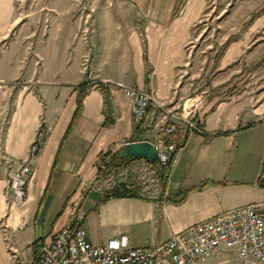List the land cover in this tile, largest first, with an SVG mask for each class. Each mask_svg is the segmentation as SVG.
I'll return each mask as SVG.
<instances>
[{
	"label": "crops",
	"instance_id": "0c3cea01",
	"mask_svg": "<svg viewBox=\"0 0 264 264\" xmlns=\"http://www.w3.org/2000/svg\"><path fill=\"white\" fill-rule=\"evenodd\" d=\"M16 3L0 0V264H28L67 223L84 226L95 244L125 234L130 246H144L223 209L264 199L256 183L264 155V58L256 61L264 40L251 46L240 33L264 3L219 45L231 36L223 47L248 46L247 60L199 91L191 60L207 0H112L86 10V18L67 10L73 35L83 20L91 27L90 40L75 45L74 68L69 56L42 57L30 38L40 31L38 45L47 48L61 36L62 14L39 24L30 21L32 8L23 12ZM115 83L150 91L170 108L203 92L195 113L202 130L174 133L177 148L166 164L124 155L130 161L112 167L111 155L125 143L147 140L157 150L158 141L168 139V115L152 103L138 124ZM40 125L45 140L31 158L24 201L16 204L8 183L13 161L29 158ZM139 168L148 169L147 178ZM120 183L132 194L106 196Z\"/></svg>",
	"mask_w": 264,
	"mask_h": 264
},
{
	"label": "built area",
	"instance_id": "2783aa9c",
	"mask_svg": "<svg viewBox=\"0 0 264 264\" xmlns=\"http://www.w3.org/2000/svg\"><path fill=\"white\" fill-rule=\"evenodd\" d=\"M88 73L91 74L92 69H88ZM115 84L130 102L133 118L138 124L148 114L152 103L168 115L165 125L168 139L159 140L157 145L161 164H166L177 148L174 133L183 132L184 128L202 130L195 119L203 101L201 94L184 98L179 108H170L141 87ZM188 98L191 101L185 108ZM45 136L46 128L40 125L30 144L29 158L13 161L8 183L16 204L24 201L31 158L41 149ZM256 183L264 189V155ZM228 248L236 251L241 264L250 261L264 264V199L223 209L175 231L165 241L144 246H130L125 234L95 244L87 238L84 226L67 223L41 246L28 264H197Z\"/></svg>",
	"mask_w": 264,
	"mask_h": 264
},
{
	"label": "rangeland",
	"instance_id": "374dc122",
	"mask_svg": "<svg viewBox=\"0 0 264 264\" xmlns=\"http://www.w3.org/2000/svg\"><path fill=\"white\" fill-rule=\"evenodd\" d=\"M112 0H17V6L21 11L25 12L27 8H32L34 13L30 17L31 22L43 23L42 17L48 18L53 12L61 13V18H63V30L61 31V36L55 40L48 42V47H42L38 45L39 34L36 32L31 35V41L35 46L37 53H40L42 57H55L56 59H61L63 57L69 56V66L73 68L76 67L80 57V53L75 50V45L81 40H90V19L83 20L82 25L77 29V33L73 35L71 32V24L65 19V12L69 9H79L82 12V17L86 18L88 15L84 14L86 10H90L95 6L110 4ZM264 0H207L206 7L202 19L197 23L198 28L202 34L197 39V48L195 57L191 60L193 61V71L195 78H197L198 91L207 88L206 83L211 81L214 82L221 77V75L228 74L235 68H240L241 61L247 60L248 55H246L248 46L240 52H237L236 57H234L235 51L233 46L231 48L219 46L220 43L228 36L234 29H239L240 22L248 18L254 8H257ZM253 7V8H252ZM52 18V17H51ZM51 23V22H49ZM42 26V25H41ZM245 33V40L249 42L251 46L256 45V43L264 40V10H261L257 15H255L250 22L240 30V33ZM239 36V35H238ZM239 43H232V45H237ZM255 43V44H253ZM249 46V47H251ZM244 47V46H243ZM217 48V50H216ZM216 50V51H215ZM227 51V52H226ZM226 52V53H225ZM231 55V57H229ZM85 60L89 62V54L84 55ZM215 57V59H214ZM227 57V58H226ZM227 59L221 65V61ZM264 55L256 61V63H261V59ZM42 60V59H41ZM216 60V63H214ZM229 61V62H227ZM89 65V64H88ZM245 68V67H243ZM203 72V78H201ZM206 73V74H205ZM239 72H235L233 75H238ZM231 77L228 81H232ZM222 79V77H221ZM9 80V79H8ZM12 81V79H10ZM227 81V82H228ZM227 82H221L223 84ZM11 83V82H10ZM20 83V82H19ZM197 91V92H198ZM199 94L203 92H198ZM194 94L192 96H195ZM190 98L188 101L190 103ZM135 167V166H134ZM145 178L148 176V169H137ZM105 171L103 170V173ZM152 174V172H151ZM121 176V175H120ZM119 177V176H117ZM202 264H241L240 259L233 248H228L222 252L211 254L207 256ZM249 264H260L250 261Z\"/></svg>",
	"mask_w": 264,
	"mask_h": 264
},
{
	"label": "water",
	"instance_id": "95a60500",
	"mask_svg": "<svg viewBox=\"0 0 264 264\" xmlns=\"http://www.w3.org/2000/svg\"><path fill=\"white\" fill-rule=\"evenodd\" d=\"M130 156V158L144 157L148 161L158 159L156 147L153 143L147 140L130 141L123 145L119 150L118 156Z\"/></svg>",
	"mask_w": 264,
	"mask_h": 264
},
{
	"label": "trees",
	"instance_id": "16d2710c",
	"mask_svg": "<svg viewBox=\"0 0 264 264\" xmlns=\"http://www.w3.org/2000/svg\"><path fill=\"white\" fill-rule=\"evenodd\" d=\"M230 38H231V36L228 37V39L221 45V48L228 42V40H230ZM80 105H81V101L79 99L78 103H77V107L75 109V113H74L75 115L78 113V111L80 109ZM128 161H130V159L128 157H118L117 152H115L111 155V158H110L108 163H109V165H112V167H118V166L124 165ZM131 192H132V189H129L125 183H120L119 186H114V187L110 188L109 190H107L106 196H108V195H124V194H130Z\"/></svg>",
	"mask_w": 264,
	"mask_h": 264
},
{
	"label": "bare ground",
	"instance_id": "6f19581e",
	"mask_svg": "<svg viewBox=\"0 0 264 264\" xmlns=\"http://www.w3.org/2000/svg\"><path fill=\"white\" fill-rule=\"evenodd\" d=\"M191 101V100H190ZM190 103H189V101H188V99L186 100V102H185V108L189 105Z\"/></svg>",
	"mask_w": 264,
	"mask_h": 264
}]
</instances>
